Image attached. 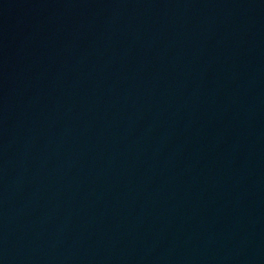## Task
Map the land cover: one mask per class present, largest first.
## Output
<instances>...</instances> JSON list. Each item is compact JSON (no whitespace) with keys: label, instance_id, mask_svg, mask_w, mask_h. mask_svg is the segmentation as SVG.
Returning <instances> with one entry per match:
<instances>
[{"label":"water","instance_id":"obj_1","mask_svg":"<svg viewBox=\"0 0 264 264\" xmlns=\"http://www.w3.org/2000/svg\"><path fill=\"white\" fill-rule=\"evenodd\" d=\"M234 264H264V0H259L253 134L247 188Z\"/></svg>","mask_w":264,"mask_h":264}]
</instances>
